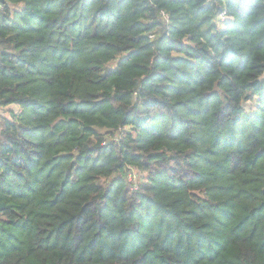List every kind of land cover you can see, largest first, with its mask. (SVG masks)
Listing matches in <instances>:
<instances>
[{
    "label": "trees",
    "instance_id": "16d2710c",
    "mask_svg": "<svg viewBox=\"0 0 264 264\" xmlns=\"http://www.w3.org/2000/svg\"><path fill=\"white\" fill-rule=\"evenodd\" d=\"M0 105V264H264V0H0Z\"/></svg>",
    "mask_w": 264,
    "mask_h": 264
},
{
    "label": "rangeland",
    "instance_id": "374dc122",
    "mask_svg": "<svg viewBox=\"0 0 264 264\" xmlns=\"http://www.w3.org/2000/svg\"><path fill=\"white\" fill-rule=\"evenodd\" d=\"M120 58H118L116 61H114L112 63V66H115L117 61L119 60ZM252 103H249V106L251 105ZM20 109L17 107V106H1L0 105V131H1V128H2V120L5 118V117H10L11 113L14 112V113H19ZM120 136H111V135H108L107 136V141L110 139H115V138H119ZM135 175L136 177L134 178H130L128 176V180L129 181H132V182H135V180H139V179H145L146 177V173L142 172V173H138V172H134L131 170V172L129 171L128 175ZM137 186V183L135 182V185L134 187Z\"/></svg>",
    "mask_w": 264,
    "mask_h": 264
},
{
    "label": "built area",
    "instance_id": "2783aa9c",
    "mask_svg": "<svg viewBox=\"0 0 264 264\" xmlns=\"http://www.w3.org/2000/svg\"><path fill=\"white\" fill-rule=\"evenodd\" d=\"M225 13L223 12V13H221L220 14V16H219V18L221 19V21H224V19H225ZM107 142L106 141H104V144H106ZM132 171H134V172H138V173H142L140 170H138V169H135V168H132ZM129 177L130 178H135L136 176L135 175H133V174H131V175H129ZM135 188H137V186L135 187Z\"/></svg>",
    "mask_w": 264,
    "mask_h": 264
}]
</instances>
